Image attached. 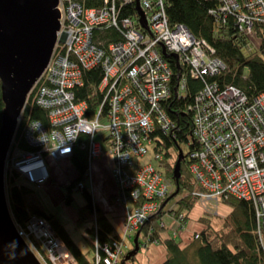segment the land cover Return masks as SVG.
<instances>
[{"label":"built area","instance_id":"obj_1","mask_svg":"<svg viewBox=\"0 0 264 264\" xmlns=\"http://www.w3.org/2000/svg\"><path fill=\"white\" fill-rule=\"evenodd\" d=\"M217 1L221 7L212 12L217 26L234 17L238 29L255 46L259 42L255 25L264 27V0ZM137 3L146 17L148 30L141 26ZM127 5H135V12L123 17L121 8ZM166 7L167 0H105L104 6L97 8H87L86 0H59L58 36L63 37L64 44H57L48 67L35 84L41 85L36 100L48 111L50 126L46 128L40 122L28 125L27 141L41 151L22 152L13 158L9 155L6 176L12 168L28 183L41 186L51 179L48 161L71 159L79 138L90 135L87 142L80 143L83 150L89 151L87 181L92 186L93 163L111 155L117 197L126 203L139 204L127 214L125 233L132 235L146 223L150 213H157L159 206L156 200L152 202L153 197L164 201L171 189L162 173H154L151 165L140 167L135 175L129 173L137 160L150 155L157 130L167 134L176 127L165 103L173 97L181 99L187 88L185 76H189L205 81L187 109L192 113L194 136L199 143V150L190 157L194 159L191 172L201 189L195 196L202 204L218 205L233 197L252 202L261 235L264 94L251 97L236 86L222 87L208 82L207 77L226 70L225 64L214 57L215 50L207 41L195 38L184 25L171 26ZM111 28L119 29L122 37L117 41H101L97 31ZM165 54L176 55L174 58L185 72L177 81ZM97 67L103 71L99 91L104 102L90 119L86 116L87 104L76 102L74 89L83 86L86 71ZM83 188L84 183H80L78 189ZM166 209L175 211L169 205ZM176 224L179 228L175 236L183 229L181 221ZM15 226L38 259L42 255L36 243L54 264L61 258L67 260L69 255L61 240L43 217L32 215L25 227L16 223ZM123 245L116 242L112 247L105 246L104 263L120 264L125 252ZM97 249L100 244L95 241L93 256L99 263ZM44 262L49 264L47 260Z\"/></svg>","mask_w":264,"mask_h":264},{"label":"trees","instance_id":"obj_2","mask_svg":"<svg viewBox=\"0 0 264 264\" xmlns=\"http://www.w3.org/2000/svg\"><path fill=\"white\" fill-rule=\"evenodd\" d=\"M104 4L105 0H86L87 8L102 7ZM215 9H217L216 2L210 0H167L166 7L171 26L184 25L195 38L207 41L215 50L214 57L225 64L226 70L214 77H207L208 82L218 83L222 87L236 86L251 97L264 94V27L260 24L255 25V34L259 42L254 46L248 37L242 35V31L238 29L234 17H228L226 23L217 26V18L212 13ZM134 12L135 5H127L121 8L123 17L132 15ZM119 31V29L112 28L98 30L97 32L100 33L97 35H99L101 41H117L122 37ZM166 58L174 72L175 81H177L185 72L172 55L167 54ZM102 78L103 71L100 67L86 71L83 86L74 89L76 102L87 104L86 116L90 119L104 102V96L99 91ZM185 78L187 88L181 99L173 97L165 103V109L175 122L176 127L167 134L159 130L155 132L153 138L156 144L153 151L156 153L157 159H160V161L158 160L161 168L159 172L166 180L169 179L172 182L171 184L176 185L175 191L177 190L179 192L178 196H180L176 197L178 214L179 217L183 214L187 223L191 213L199 203L195 193L201 191L200 184L190 169L192 164L191 154L199 150V143L194 136L192 113L188 112L187 109L205 81L195 80L189 76H185ZM40 86L36 85L27 98L10 150V158L22 152L37 153L41 151L32 147L25 135L26 128L33 122H40L46 128L50 126L48 111L37 104L36 98L39 95ZM4 107L2 84L0 82V130ZM106 108L105 106V110ZM82 142H87L85 135L79 138V143L74 147L70 159L78 176L74 179V182L63 186L68 190L65 195L68 205L73 202L72 192L74 190L80 191L86 200V204L80 206L77 210V223L79 226L88 223L89 219L96 216L97 225L93 226L89 223L85 229V237L91 246L92 253L95 252V241L100 244V249H97L101 257L99 263H97L98 259L94 256L92 259L87 257L56 215L48 214L43 209L31 205L27 201V197L34 191L25 184V182H28L24 176L12 168L7 173L10 210L14 223L21 227L26 226L32 215L46 219L69 255L67 260L71 259L73 264H105L103 261L105 246L112 247L113 243L122 242V236L117 232L109 215L97 206L92 195V189L87 186L88 178L86 175L88 172L89 151L81 148L80 143ZM171 150H174L175 153ZM180 151L183 152L184 159L181 164V177L176 180L174 167ZM141 165L137 160L136 167L130 173L128 170L127 172L135 175ZM80 183H84L83 189H78ZM220 203L230 208V212L223 222L218 226H213L208 217H200L199 221L202 220L200 223L205 224L206 227L198 234V238L192 240V242L189 241L188 244L178 240L179 236H175L174 233L166 234L169 229L162 225L164 214L162 212L155 213L145 223V226H142L135 233V236L138 232L140 233L138 240L140 250L143 243L145 247L149 244L164 246L168 256L162 264H264V230L261 235L258 234L253 204L235 198H227ZM36 245L41 254L44 255V248L39 243H36ZM133 250L134 248H131L128 253L124 252L120 264H135L137 262L138 253L129 261H125ZM47 261L52 264L50 260L47 259Z\"/></svg>","mask_w":264,"mask_h":264},{"label":"water","instance_id":"obj_3","mask_svg":"<svg viewBox=\"0 0 264 264\" xmlns=\"http://www.w3.org/2000/svg\"><path fill=\"white\" fill-rule=\"evenodd\" d=\"M58 5L59 0H0V82L5 106L0 130V264H42L19 236L13 221L6 192V163L27 98L46 70L57 44H64L63 37L58 36L61 17ZM137 12L141 26L148 30L139 3ZM18 75L23 81L18 80ZM183 159L180 151L174 169L176 180L181 177ZM139 235L138 232L135 249L125 261L139 252Z\"/></svg>","mask_w":264,"mask_h":264},{"label":"rangeland","instance_id":"obj_4","mask_svg":"<svg viewBox=\"0 0 264 264\" xmlns=\"http://www.w3.org/2000/svg\"><path fill=\"white\" fill-rule=\"evenodd\" d=\"M210 1L216 2L217 9H219L221 7V5L218 3L217 0H210ZM242 35H243V33H242ZM243 36L246 37L245 35H243ZM165 56H167V55L165 54ZM85 136L87 138L88 137L90 138V135H85ZM171 152L175 153L174 150H171ZM156 156L157 155H156V153H154L153 147H150V155L146 159L139 160V164H142L141 165L142 168L144 166L151 165L154 168L153 169L154 173H156V171L159 172L161 170V168L159 167L158 160L160 161V159H157ZM106 158H108L109 161L113 160L111 155H108V157H104V158L100 159V160L105 161L106 165L108 164V159H106ZM191 161H194V159ZM94 163L92 165V168L94 167ZM56 165L58 166L57 169H58L59 174L56 176L54 182H51L48 185L40 186L39 188L25 182V184L34 191L31 195H29L27 197V201L31 205L37 206V207L43 209L48 214L56 215L60 219V221L63 223V225L67 228V230L71 234V236L74 239V241L76 242V244L80 247V249L87 255L88 258L92 259L95 252L92 253L91 246L89 245V243L85 237V235H86L85 229L89 223H90V225L93 224V226L97 225L96 216L93 219H89L88 223L82 224L81 226H79V224L77 223L78 222L77 210L80 206H83L84 204H86V200L80 191L74 190L72 192L73 202L71 203V205H68L66 203V198H65V195L67 194L68 190H67V188L62 186L63 184H67V183L71 184L72 182H74V179L78 176V173H77L76 169L74 168V166L72 165L70 159H68L67 163L59 161V162H57ZM112 169H113V167H112ZM112 169H111V176L110 177H111L112 181L114 182L115 188L118 189V184L112 176ZM174 169H175V167H174ZM93 172H94V168L92 171V178H93ZM130 176H132V174H130ZM92 180L94 181V179H92ZM93 181H92V186H90L89 182L87 181L88 188L92 189V190H94ZM167 182L170 185L171 191L166 193V195L164 197V201L160 200L159 199L160 197H158V198L153 197L152 202H154L156 200L157 201L156 204L159 206L157 213L162 212L164 214L162 225L169 229V232L166 234L174 233L177 230V228H179L178 225L176 224V221H181V224L183 225V229L178 231V236H179L178 240H182L183 243L188 239L190 242H192V240H195L196 238H198L199 237L198 234H200L201 231L206 227L205 224L200 223V222H202V220L199 221L200 217L206 216L211 221L213 226H218V225H220V223L223 222L224 218L230 212V208L223 203H220L218 205L198 203L196 205L195 209L193 210V212L191 213L190 219L187 220L188 222L186 223V220H185V217L183 214H181L179 217V214H178L179 210H178L177 206L175 205L176 204V197L179 194V192L177 190L175 191L176 185L171 184L172 182H170L169 179H167ZM106 186H108V189L109 188L112 189V186L109 182H108V185H106ZM8 191H9V185L6 182L7 199H8V204H9V208H10ZM92 195L94 197V200H96L97 196H95V194H92ZM107 197H108V199H106V200L109 203V205H111V206H109V208L112 211L117 212V210H119V208H122V210L125 213L124 223H123L124 224L123 231H122V228H120V226H118L116 224L117 222H114V225L117 229V232L122 233L121 241L122 240L123 241L121 243H124L122 248L125 251V253H128L131 248L135 249L134 239L136 237L135 233L138 230H136L135 233H133L132 235H130L129 232H127L128 234L125 233L126 232L125 225L127 226V214H128L129 210L134 211L135 206H137L139 204L135 203L136 205H134V202H131V201L129 203L128 202L126 203L122 199L120 201V199L118 198L119 196L117 197V196H115V194L111 195V196H107ZM178 197H180V196H178ZM235 199L243 200V201L252 203V202H250L244 198H240V199L235 198ZM112 201L118 203L119 205L117 204L116 206H114ZM95 203L97 204L96 201H95ZM167 205H169V209L173 208L175 211L174 212L167 211V209H166ZM97 206L102 211L106 212V210L103 207H100L99 204H97ZM166 213H168L167 216H166ZM151 214L152 213H150V215ZM154 214H152V215H154ZM171 214H173L174 216L170 217ZM150 215H149V217L151 218L152 216H150ZM150 218L148 220H150ZM111 219L114 220L115 218H111ZM143 226H145V223L143 224ZM256 226H257V223H256ZM141 227H142V225H140L138 229H140ZM180 232H181V234L179 235ZM186 234L187 235L189 234V237H185ZM189 241H186L185 244H188ZM94 245H95V243H94ZM43 253H44V255L41 254L42 257L39 256V260L41 261L42 264H45L46 262H44V260H47V259L49 260L50 256L47 255V253L44 251V249H43ZM57 255H58V258L61 257V254H57ZM167 256H168V252L164 246L157 245V244H149L147 247H145V244L143 243V247L138 252L137 262L135 264H162L167 259ZM51 262H52V264H54L53 261H51ZM58 264H73V263H72L71 259L70 260L68 259L65 261V258H61V259H59Z\"/></svg>","mask_w":264,"mask_h":264},{"label":"crops","instance_id":"obj_5","mask_svg":"<svg viewBox=\"0 0 264 264\" xmlns=\"http://www.w3.org/2000/svg\"><path fill=\"white\" fill-rule=\"evenodd\" d=\"M105 157H108V155H106ZM106 159H108V158H106ZM61 161L67 163L68 159L61 160ZM56 164H57V162H54L52 160L49 161L48 169H49V173L51 175V179L43 185H48L51 182L55 181L56 176L59 174L58 169H57L58 166ZM112 167H113V160L109 161V159H108L107 165H106L105 161H103V160H99V161H96L94 163V167H93L94 168V172H93L94 190H93V192H94L95 196H97V199L95 200L97 202V204H99L100 207H103L106 210L105 213H107L110 218H115L114 220L111 219L113 224H114V222H117L116 224L118 226H120V228H122V231H123V228H124L123 223H124V217H125L124 211L122 210V208H119V210H117V212L112 211L109 208V206H111V205H109V203L106 200V199H108L107 196H111L114 194H115V196H117V194H118V189L115 188L114 182L112 181V179L110 177ZM108 182L111 184L112 189L111 188L108 189V186H106V185H108ZM43 185H41V186H43ZM63 185H65V184H63ZM36 187L39 188L40 186H36ZM112 203L114 206H116L118 204L114 201H112ZM181 232L179 233V235L181 234ZM120 234L122 235V233H120ZM185 237H189V234L188 235L186 234ZM186 241H189V239Z\"/></svg>","mask_w":264,"mask_h":264},{"label":"bare ground","instance_id":"obj_6","mask_svg":"<svg viewBox=\"0 0 264 264\" xmlns=\"http://www.w3.org/2000/svg\"><path fill=\"white\" fill-rule=\"evenodd\" d=\"M36 53H37V52H36ZM30 69H31V68H30ZM224 71H225V70H222L221 72H224ZM18 80H19V81H21V80L23 81V77H20V75H18ZM18 90H19V89H18ZM42 229H43V228H42Z\"/></svg>","mask_w":264,"mask_h":264}]
</instances>
